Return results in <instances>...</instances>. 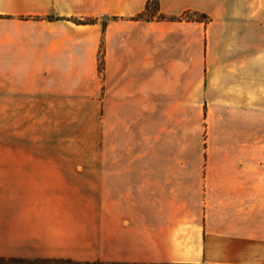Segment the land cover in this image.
Segmentation results:
<instances>
[{
  "label": "crops",
  "instance_id": "obj_1",
  "mask_svg": "<svg viewBox=\"0 0 264 264\" xmlns=\"http://www.w3.org/2000/svg\"><path fill=\"white\" fill-rule=\"evenodd\" d=\"M146 3L0 0V264H264V0ZM27 15L37 78L98 79L97 166H26Z\"/></svg>",
  "mask_w": 264,
  "mask_h": 264
},
{
  "label": "rangeland",
  "instance_id": "obj_2",
  "mask_svg": "<svg viewBox=\"0 0 264 264\" xmlns=\"http://www.w3.org/2000/svg\"><path fill=\"white\" fill-rule=\"evenodd\" d=\"M49 18L53 19L42 17L44 21ZM86 18L91 17L71 16L68 20L75 23ZM25 19V108L20 112L18 144L26 153V166H97L102 111L98 109L97 95L92 94L98 79L37 78L39 18L27 15Z\"/></svg>",
  "mask_w": 264,
  "mask_h": 264
},
{
  "label": "trees",
  "instance_id": "obj_3",
  "mask_svg": "<svg viewBox=\"0 0 264 264\" xmlns=\"http://www.w3.org/2000/svg\"><path fill=\"white\" fill-rule=\"evenodd\" d=\"M133 19L135 20H156V21H180V20H195V21H207V16L204 14L201 15H195L192 16L188 13L183 14L179 18H168L161 14L159 12V4L158 0H147V3L145 5V8L143 12L135 16ZM48 20H52V18H49ZM97 22V18H86L83 20H75L76 24H95ZM103 69V59L102 57H99V62H98V70L101 72ZM31 264H37L36 262H27Z\"/></svg>",
  "mask_w": 264,
  "mask_h": 264
}]
</instances>
